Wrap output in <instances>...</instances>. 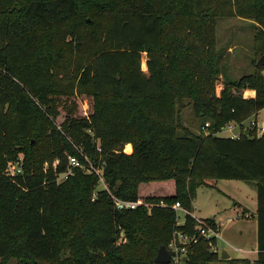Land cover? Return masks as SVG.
Segmentation results:
<instances>
[{"label":"trees","instance_id":"trees-1","mask_svg":"<svg viewBox=\"0 0 264 264\" xmlns=\"http://www.w3.org/2000/svg\"><path fill=\"white\" fill-rule=\"evenodd\" d=\"M231 16L256 24L263 54L264 0H0L2 260L160 264L172 232L194 228L197 188L235 179L255 182L257 252L225 261L264 264V136L243 125L264 110V67L217 93L216 20ZM184 99L210 120L206 133L181 125ZM229 122L238 136L217 135ZM67 154L105 186L78 167L56 182ZM16 161L21 173L6 176ZM110 194L152 206L118 210ZM175 202L190 213L181 225ZM217 260L200 238L185 263Z\"/></svg>","mask_w":264,"mask_h":264},{"label":"rangeland","instance_id":"rangeland-1","mask_svg":"<svg viewBox=\"0 0 264 264\" xmlns=\"http://www.w3.org/2000/svg\"><path fill=\"white\" fill-rule=\"evenodd\" d=\"M257 32L256 24L249 19H243L237 16L221 17L216 20V50L221 53L219 60L220 74L216 83V91L222 87V82L228 79L237 80L243 75L255 72L254 63L259 57L255 51ZM143 61L145 62L144 54ZM142 70L146 72V67L142 66ZM242 92V91H241ZM240 92V93H241ZM249 91H243V96ZM247 96V95H246ZM245 96V97H246ZM249 97V96H248ZM181 125L196 134L206 133L204 128L205 122L210 120L202 119L193 109L189 100L184 99L176 105ZM264 122V110L257 112L249 121L244 122V127L253 128L255 134L258 127ZM241 127L234 122L227 123L217 135L230 137L238 135ZM127 145V144H126ZM130 145V144H129ZM124 151L130 153L132 147H126ZM131 148V149H130ZM19 159L22 155H18ZM55 158L52 165L57 163ZM47 163H45L46 165ZM206 184L201 185L196 190V196L193 201V212L200 218H213L220 221L218 224L221 228L220 238L217 241L218 257L222 250L229 254V258H237L247 256L248 258H256V253L251 250L255 249L256 231L255 218H244L243 207L237 204L241 202L247 207V212L251 215L255 213V209L249 208L251 197L255 194V182L242 181L235 179H206ZM165 192H170L169 186H163ZM142 194L144 190L141 191ZM195 208V209H194ZM177 220L183 222L184 215L178 211ZM230 219L229 221H227ZM240 249V250H239ZM61 256L68 255V250L62 249ZM0 264H18L16 258H6L5 261L0 258ZM178 264H186L180 261ZM207 264H228L227 261L219 258L217 261L208 262Z\"/></svg>","mask_w":264,"mask_h":264},{"label":"built area","instance_id":"built-area-1","mask_svg":"<svg viewBox=\"0 0 264 264\" xmlns=\"http://www.w3.org/2000/svg\"><path fill=\"white\" fill-rule=\"evenodd\" d=\"M207 126H208V123H205L204 128L207 129ZM257 133H258L257 134L258 136H261V135L264 136V122L258 127ZM237 136L238 135H233L231 137H237ZM83 158L89 164V167H86L85 164L81 162L76 155L67 154L66 155V164H67L66 168L61 173H55V181L61 182L67 179V177L72 174L73 169L78 167V168L86 170L87 172H94L95 174H97L100 182L103 184V179L101 177L100 171L97 169H94L85 156H83ZM57 163H54L53 165L54 170H55ZM21 171L22 170H21V165L19 161L8 162L6 170H5V174L6 176L13 177L17 174H20ZM110 196H111L113 205L118 210L135 209L137 206L143 205L149 211L152 206L151 203H147V202L121 199L112 194H110ZM160 204L164 205L162 202H160ZM171 208L176 211V214L178 213V211L182 212L184 215V219H185V215L189 213V211L185 209L184 207H182L178 202H175L171 206ZM191 215L195 219V225H194V228L192 229V232H187L184 229H175L172 232L171 238L166 246V248L168 249L170 253V262L174 264H178L180 261H183L182 259L184 256H186L187 258L191 244L195 243L197 239H200V238L205 240V242L207 243V248L210 252L218 254L217 241H218V238L221 237L220 236L221 228L219 227L218 223L216 221L212 222L207 218L197 217L193 213H191ZM177 217H178V214L176 216V225L183 224L184 220L183 222L179 223L177 220Z\"/></svg>","mask_w":264,"mask_h":264},{"label":"water","instance_id":"water-1","mask_svg":"<svg viewBox=\"0 0 264 264\" xmlns=\"http://www.w3.org/2000/svg\"><path fill=\"white\" fill-rule=\"evenodd\" d=\"M254 65L256 67H264V53L261 54L255 61ZM220 259L226 260L229 259V254L222 250L219 256ZM186 256L183 257V261H186ZM154 262L160 263V264H167L170 263V253L165 245H161L156 253V256L153 259Z\"/></svg>","mask_w":264,"mask_h":264},{"label":"crops","instance_id":"crops-1","mask_svg":"<svg viewBox=\"0 0 264 264\" xmlns=\"http://www.w3.org/2000/svg\"><path fill=\"white\" fill-rule=\"evenodd\" d=\"M263 73H264V71H263ZM246 91H249V93H246V95L247 96H249V97H252L253 95H254V91L253 90H246ZM245 95V96H246ZM255 195L253 196V197H251V201L249 202V208H251L252 210L253 209H255L254 211H256V190H255V193H254ZM237 204H239L240 206H242L243 207V212H245L244 214H243V217L244 218H250L251 216L252 217H254L255 218V231L257 232V222H256V212L255 213H253L252 215H251V213L250 212H247V207H245L241 202H238L237 201ZM195 209V208H194ZM193 214L195 215V213L193 212ZM196 216V215H195ZM218 224H221L220 223V221H218L217 219H214ZM227 221H229V219L227 220ZM240 250V249H239ZM252 252H257V242L255 241V249L253 250H251ZM230 257V256H229ZM237 258H247V259H249V260H251V261H253L254 259H255V257L254 258H248L247 256H242V257H237ZM229 259H232V258H229Z\"/></svg>","mask_w":264,"mask_h":264},{"label":"bare ground","instance_id":"bare-ground-1","mask_svg":"<svg viewBox=\"0 0 264 264\" xmlns=\"http://www.w3.org/2000/svg\"><path fill=\"white\" fill-rule=\"evenodd\" d=\"M126 146V145H125ZM125 150H126V148H125Z\"/></svg>","mask_w":264,"mask_h":264}]
</instances>
